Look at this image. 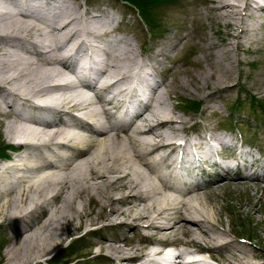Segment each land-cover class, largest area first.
<instances>
[{"label":"bare ground","instance_id":"6f19581e","mask_svg":"<svg viewBox=\"0 0 264 264\" xmlns=\"http://www.w3.org/2000/svg\"><path fill=\"white\" fill-rule=\"evenodd\" d=\"M213 4L218 18L229 27L230 38L217 50L214 63L225 69L224 54L231 46L248 52L253 42H264V0H213ZM117 26L114 14L83 8L72 0H0V112L8 119L7 137L26 152L15 162L21 180L17 178L19 189L8 188L6 202L13 209L7 218L13 223L37 209L48 215L46 204L55 200L62 207H56L50 219L46 217L40 232L27 235L22 229V241L6 252L23 262L33 254L43 255L59 235H54L55 228L65 222L66 226L73 223L70 212L87 217L88 223L89 216L78 209L83 198L89 197L100 209L107 208L101 227L110 223L124 225L120 227L126 232L122 234L123 244L106 236L97 242L95 254H104L111 264H165L171 257L167 264H191L192 261L184 260L185 254L203 249L212 250L209 256L220 263L225 261L224 264H264L248 258L244 250L229 253L230 257L222 250L223 256L217 255V250L230 243L227 230L215 220L211 206L201 200L204 187L182 189L187 181L176 166L192 164L191 148L204 160L213 158L212 149L216 147H227L234 156L236 139L214 135L209 140L205 136V143H210L206 147L181 132L183 118L170 116L167 110L156 108L149 101L157 94L152 72L159 73L161 49L152 53L149 63L139 60L132 41L119 36ZM79 48L85 53L78 57ZM237 60L244 61L240 57ZM207 74L215 76L219 90L233 87L226 86L222 74L213 68H208ZM259 77L264 85V71ZM125 101H130L128 107ZM11 103L17 105L13 111L5 108H13ZM141 104L147 107L143 113L137 108ZM107 106L120 108L119 117L112 120ZM129 111L133 114L123 119ZM54 115L58 116L57 121L50 120ZM63 115L67 118L62 120ZM218 165L214 161L210 166ZM7 166L3 164L0 170ZM222 179L231 178L220 176L212 186L221 185L217 181ZM21 182L25 188L20 187ZM24 193L29 204L17 212V198ZM50 223H55L52 229L47 228ZM133 223L155 231L145 235L138 230L142 236L137 243L135 236H127V231L133 229L137 233ZM178 232L188 237L182 243L193 246L192 250L179 249L171 256H160L164 241Z\"/></svg>","mask_w":264,"mask_h":264},{"label":"rangeland","instance_id":"374dc122","mask_svg":"<svg viewBox=\"0 0 264 264\" xmlns=\"http://www.w3.org/2000/svg\"><path fill=\"white\" fill-rule=\"evenodd\" d=\"M72 1L83 8L87 7L90 9L98 8L100 10H108L110 13L117 15L121 21L118 23L116 31L118 35L120 34L119 36L127 37L130 39V41H132L131 43L134 46L136 52L135 56L139 60H144L145 62L149 63L150 59L152 58V53H154L158 48L161 49L162 54L159 56L161 63H159L157 69L159 73L157 71L156 74H154V71L152 72V78L155 82L157 94L154 96V99H149V101H151L152 104L154 103L156 108L158 107L167 110L170 116L178 117L180 120L183 118L181 132L185 131V135L186 133H190V131L194 132V135L191 137L196 142L205 141V136L209 140H212L211 136L217 135L221 138L232 137L237 141L242 138L245 139L250 144V146L257 149H264V114L258 108L253 110L249 103L251 98L254 96L262 100V104L264 105V85L261 83L262 77L258 78L261 71H264V42H253L251 50L248 52H245L240 48L236 50L235 46H231L228 49L229 51L227 50L224 54L225 57L223 58V66H225V69H219L215 67L214 63L215 59H217L216 56L218 54L219 48H222L223 43L230 38V35L228 32L229 27L224 23L223 19L218 18L215 9L212 6L214 5L213 0H177L176 4L170 3L167 4V6H163L160 11L163 22L162 31L157 33H151L149 30H147L144 21L139 17L138 11L131 5L125 4L124 1ZM80 49L81 48L78 49V56L81 51H84L83 48L81 50ZM203 50L205 51L203 52ZM239 57L244 61L238 62L237 59H239ZM226 63L229 64L230 68L226 67ZM232 63L235 65L233 66ZM208 68H213L217 73H221L224 78L223 83L226 84V86L232 85L233 87L219 90L220 85L215 86L218 85L214 82L215 76H210L207 74ZM158 79L160 80L158 81ZM166 79L168 80L166 81ZM203 79L206 80L205 84L202 81ZM211 84H213L214 88ZM157 95H159L158 98ZM238 98L242 101L241 107H243L242 110L247 116H238V118L235 119L234 123H236L238 126L237 130L228 127L231 125H229L230 117H227V115L228 109H231L230 105ZM187 100L200 101V108L197 110L185 109L183 106ZM11 105L13 108H5L8 110L10 109V111H13L17 108L16 104L11 103ZM137 108L140 113H143L144 110L146 111L147 107H144V105L141 104ZM248 116L251 119H249ZM6 117L7 116L4 112H0V140L4 144L7 143L17 146L16 141L14 139H9V137L6 135L5 125L8 122ZM65 117L67 118L66 115ZM222 125H225L226 128H230V131L221 129V127H223ZM168 133L169 132H166V134ZM7 154L10 158V161L1 160L2 158H0V167L3 164H9L7 168L4 167L1 168L2 170H0V220L2 221V223H0V264H13L12 262H14V264H48L46 259L53 255L56 251H59L57 253H62V257L58 264H73L68 262L70 258L77 254L85 255L89 253H92V255L89 257L92 258L90 264H111L109 261H106L103 258L99 259L96 257L99 260L95 259V251L98 250L97 242L98 240H101L103 236H106L109 238L114 237L120 241V244H123L125 237H122V234L125 232V230L120 229V227L124 225H112L111 223H105L106 227H101V219L105 217L107 208L100 209L93 200L89 199V197L83 198L82 206L78 209L79 212H85L89 216L88 223L86 222L87 217H81L76 213L70 212L68 216L72 217L73 223L66 226L65 222L58 229L55 228V234H53L57 235V233H59V235L55 239V242L43 252V255L36 256V254H33L28 258H24L27 260L29 259L26 262H23V259H13L9 256V252H6L7 249H9L13 244H16V246L19 245V243L22 241L21 236L24 234L21 231L22 229L26 230L25 234L27 235H30L36 231L40 232V228H44L42 226L43 221L49 217L51 218V212H54L55 210L62 207H60L61 205L58 204V200H55L46 204L47 208L50 210L48 215L42 212V209H37V212L35 211L34 214L32 213L31 215L28 214L26 216H20L16 218L13 223L12 221L10 222V218L7 217L10 216V213L12 212L11 209L13 208L8 204V202H6V198L9 197L7 194L11 189H19V180L21 179L17 177L15 165L17 166L18 162H15L17 159H20L19 157L25 155L26 152L24 151V148H20L17 152L9 149ZM19 162L21 163V161ZM13 164L14 167L12 166ZM214 174L215 173H213L210 177L207 176L206 178L210 179L213 177L212 179H214L217 177V175ZM11 176L15 181H13ZM256 179H249V182L248 179L237 177L218 180L217 182L222 183L221 185L212 186L211 183L210 185L203 188L200 194L201 197L199 195L205 204L211 206L215 220L220 222V227L222 229L225 231L227 230V238H229V240L231 239L230 243L226 247H222L219 249V251L217 250V255L219 257H222L223 253L224 255H229L230 257L231 254L229 253L234 251L239 253L241 250H244L246 251V256H248V258L252 257L251 259L254 262H264V176L262 178L260 177ZM235 180L242 182L236 184ZM21 184L20 187L25 188V185ZM17 199L18 200L16 203L18 207H16V211L18 212L22 210L21 207H25L27 204H29H26V201H29V198H26L24 193L22 197L19 196ZM47 216L48 218H46ZM41 217L42 220H39ZM124 224L127 226L128 223L125 222ZM54 225L55 223H50L49 226L47 225V228L52 229ZM133 225H135V228H137V233L133 229L131 231H127V236L129 238L135 236L136 239L134 240H137V243H139L138 239L140 236H142L140 232L145 233V235H149V233L152 234L155 231L154 229H149L146 226H136L135 223H133ZM31 229L32 231H29ZM44 230L45 229H42L41 231L43 232ZM77 238L80 239L76 240ZM187 239L188 237L185 234L178 232L168 241H164L165 244L163 245L173 243L193 248V246H186L184 243H182V241ZM71 245H78L80 249L73 254H69ZM180 248L184 249L182 247ZM221 250L223 253L220 252ZM215 251L216 250H214V252ZM210 252H212V250ZM210 252H208L206 249L200 251L203 257L205 256L210 260L209 264L225 263V261L220 263L211 258L209 256ZM243 255L245 256V254ZM225 259L226 258H222V260ZM231 259L238 263V261H235V258Z\"/></svg>","mask_w":264,"mask_h":264},{"label":"trees","instance_id":"16d2710c","mask_svg":"<svg viewBox=\"0 0 264 264\" xmlns=\"http://www.w3.org/2000/svg\"><path fill=\"white\" fill-rule=\"evenodd\" d=\"M124 1L125 4L131 5L133 8H135L138 11L140 19H142L147 27V30H149L151 33H157L162 31V17L160 15L161 8L167 4H172L177 2V0H121ZM157 2V4H155ZM159 3V5H158ZM163 5V6H161ZM154 8V9H153ZM156 8V9H155ZM160 8V9H159ZM158 10V11H157ZM159 12V13H157ZM154 14V15H153ZM156 21V22H155ZM262 100L252 97L251 100L249 101L251 108L253 110L256 108L260 109L261 112L264 114V105L262 104ZM200 106V101H195V100H187V102L184 104L185 109H194L197 110ZM242 106V101L240 99L236 100L231 104V109L232 111L241 109ZM11 144H4L0 140V157H8L7 151L9 148H11ZM79 245V244H78ZM78 245H71L70 253L73 254L77 252L80 247ZM73 251V252H72ZM79 258H84L85 255L77 254ZM87 256V255H86ZM62 257V253H56L52 256V258L49 260L51 264L53 263H59V260ZM87 261H84V264Z\"/></svg>","mask_w":264,"mask_h":264}]
</instances>
